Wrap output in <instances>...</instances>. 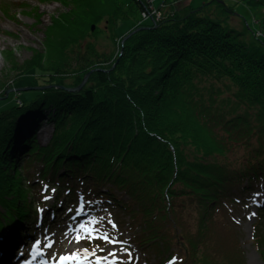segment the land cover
Returning <instances> with one entry per match:
<instances>
[{"label": "trees", "instance_id": "16d2710c", "mask_svg": "<svg viewBox=\"0 0 264 264\" xmlns=\"http://www.w3.org/2000/svg\"><path fill=\"white\" fill-rule=\"evenodd\" d=\"M41 1L68 9L11 85L51 86L6 97L0 79V238L38 213L46 181L64 203L81 194L107 204L157 264H244L234 225L213 222L222 209L235 222V206L264 179V0H239L261 14L257 31L228 25L226 0H165L156 25L117 53L81 41L99 30L117 38V20L137 18L142 1ZM41 111L54 130L38 147Z\"/></svg>", "mask_w": 264, "mask_h": 264}, {"label": "rangeland", "instance_id": "374dc122", "mask_svg": "<svg viewBox=\"0 0 264 264\" xmlns=\"http://www.w3.org/2000/svg\"><path fill=\"white\" fill-rule=\"evenodd\" d=\"M125 1L126 2H124L123 6L125 9H129L128 2L131 0ZM164 1L165 0H155V3L153 4L155 7H160ZM205 1L207 0H191V3L194 6H200ZM226 1L235 9V14L230 15L228 25L238 28L246 26L250 31L251 29L258 30V21L261 18V14L257 12L256 8L239 0ZM174 5H176V2H174ZM67 9L68 8L64 4L54 1L0 0V79L1 81H7L8 87H13L11 85L13 83L16 84L17 81H15V79L20 76L15 74L19 66L18 64L29 60L36 49L44 51L43 49L48 46L46 36L49 28L53 29L51 26L54 24V17L58 16L60 13L66 12ZM261 11L263 12L262 9ZM137 18L130 17L127 19H118L115 24L117 38L111 36L105 30H102L101 32L99 30L97 35H91L92 37L82 40L81 47L85 49L89 42H96V40H98L97 43L101 49L107 51L112 50L114 53L121 51L122 40L120 38L124 37L127 32L132 31L142 24L141 22L145 19L142 16V10L137 13ZM145 23H153V20L149 19ZM105 25L106 23L102 24L103 27H105ZM93 31L94 30H92V32ZM259 34L261 35V33ZM26 74L19 80H28L29 77ZM20 83L21 85L23 84V82ZM28 86L29 85L17 87ZM40 114L39 119L43 118L44 121L39 127L40 130H37L35 138L33 137L32 140L35 144H38V147H40V144L44 145L43 142H48L50 140L54 130L52 123L48 122V115H46V112L41 111ZM45 127L49 128L48 134L42 132V129ZM24 161L25 157L23 159V164ZM37 169L38 164H36L33 173ZM19 175L20 174H18V176ZM46 183V181H42V186L40 187L45 201L41 215H43L44 211L49 208L48 206L55 203L56 199H58L56 198V189L52 187L45 189L44 185ZM255 186L257 188H254L252 192L244 194V202L241 199L242 205L235 206V222L231 219L232 215H229L223 209L222 215L216 216L213 222V224H215L217 222L223 223L226 221L234 225L240 239V257L244 264H264V213H260V217H258L257 212V203L263 196V194L260 196L259 192L263 191L264 180L257 182V185ZM45 193L49 199H45ZM85 203V201L78 200L77 206H81ZM93 205L99 206H94L96 210L91 214V217H89V221L85 224V227L86 229L98 228L100 230L99 233H88L84 229H80V224L74 226L69 221L71 226H68V223L64 222L59 226H56L54 229L51 228L45 230L43 233H31L21 245L28 247L31 246L33 241L42 240V251L44 253V258H46L43 264H45L46 261L52 263L55 261L60 264V256L64 255L63 252H65V250H71L72 244H76L74 249L64 256H70L72 253L76 252H78L80 256L78 259H68L64 261V264H81V260L84 261V264H95V257L89 256L85 259L83 252L84 249H88L89 252L95 249L97 256H100L101 252H104V254L107 255L111 252H115L118 258L117 264H157L154 254L144 251L133 242L132 237L134 232L127 224H123L122 226L117 225L118 215L111 208L106 209L104 206H101L99 202H96ZM88 207H90V205H88ZM69 213L70 212H68L67 215ZM93 220L95 223H93ZM109 221L114 223L116 227L112 228ZM189 225H191L190 227L192 228L196 227V224L192 222ZM219 225L223 230L233 229V227L228 224ZM22 226L26 227V232L31 229L26 224H22ZM105 231H107L110 239L115 238L117 241H123V243L113 244L103 239L92 238ZM68 236L70 237L67 239ZM77 236L80 237L79 241L77 240ZM12 239L13 237H11L9 241ZM48 244H51V247H48ZM20 246L18 247V244H15L11 248H8L1 264H9L13 256L16 258L17 254L15 250L18 247V251ZM101 249H103V251H101ZM111 259H113V257L109 256V260ZM101 264H108V261H102Z\"/></svg>", "mask_w": 264, "mask_h": 264}, {"label": "bare ground", "instance_id": "6f19581e", "mask_svg": "<svg viewBox=\"0 0 264 264\" xmlns=\"http://www.w3.org/2000/svg\"><path fill=\"white\" fill-rule=\"evenodd\" d=\"M140 1H142V2H145L146 4L144 5V9L142 10V12H144V11H150L151 9H149L150 8V6L151 5H153V8H155L157 11H159L160 13H161V15H160V17L159 18H157L155 15H152V16H148L147 18L146 17H144L143 15V17L145 18V19H143V21L141 22L142 24L140 25V26H146L145 24V21L146 20H148V18H152V19H154L155 20V22L157 23V21L158 20H160L161 18H162V16H163V11H166L171 5H172V3L171 4H168V3H166V1H164L163 2V4L160 6V7H155V5L153 4V3H155V0H140ZM186 3H191V0H184ZM178 2L176 1V4H177ZM167 6V7H165V8H163V6ZM197 7V6H196ZM167 8V9H166ZM144 22V23H143ZM137 27H139V26H137ZM130 32V31H129ZM129 32H127V34L129 33ZM258 32H260V31H258ZM258 32H257V34H258ZM259 35V34H258ZM260 37H262V38H264V35H259ZM122 39H123V37H122ZM121 39V40H122ZM123 46V44H121V48H123L122 47ZM191 59H193L192 57H190ZM194 60V59H193ZM194 61H196V60H194ZM8 96V95H7ZM6 96V97H7ZM17 101H19V103L22 101V100H20L19 98H17ZM43 121H44V119H41V121H40V123L39 124H35L34 125V123H33V125H34V128L36 129V132H37V130L39 131L40 130V126L42 125V123H43ZM48 122H49V120H48ZM30 124H28V123H26V126H29ZM32 125V124H31ZM26 126H25V128H26ZM238 126H239V124L238 123H235L234 125H233V127L234 128H238ZM42 132H46L47 134L49 133V128L48 127H45L44 129H42ZM43 142V141H42ZM49 142V141H48ZM48 142H43L44 144H47ZM260 143V144H259ZM263 143L264 142H262V141H260V142H258V144L260 145V146H262L263 145ZM262 180H264L263 178H262ZM261 181V180H260ZM264 187V186H263ZM255 188H257V187H255ZM253 191V190H252ZM252 191H250V192H252ZM262 194H264V190L263 191H261V192H259V195L261 196ZM56 200H60V199H56ZM100 204H101V206H104V208H109L108 207V205L107 204H105V203H103V202H99ZM90 204H91V202H90ZM50 206H60V207H62V208H70V207H72V204L71 203H68V202H65V203H52ZM94 206H99V205H94ZM29 219H30V221H32L33 223H42V222H46V221H48V220H50V216L49 215H46V214H43V215H37V214H31L29 217H28ZM30 233L28 232V233H26V235L28 236ZM72 236V235H71ZM70 236H68L67 237V239L69 238ZM8 238V237H7ZM1 239V238H0ZM8 239H6V238H2L1 240H0V242H5V241H7ZM67 242V241H66ZM75 245L76 244H72L71 245V250H73L74 249V247H75ZM63 246H65V245H63ZM71 250H65V252H63V254L64 255H66V254H68L69 253V251L71 252ZM107 254H103L102 256H106ZM101 256V257H102ZM13 261H14V257L13 258H11V260H10V262H9V264H12L13 263ZM94 261H95V259H94ZM15 263V262H14Z\"/></svg>", "mask_w": 264, "mask_h": 264}, {"label": "snow or ice", "instance_id": "6c2138e0", "mask_svg": "<svg viewBox=\"0 0 264 264\" xmlns=\"http://www.w3.org/2000/svg\"><path fill=\"white\" fill-rule=\"evenodd\" d=\"M55 191V190H53ZM45 199H49V197H45ZM84 197L83 195H80L79 196V200L80 201H83ZM69 211H72L71 209H69ZM254 215V214H253ZM93 223H95V221L93 220ZM109 223L111 224V227L112 228H115L116 225L114 223H112L111 221H109ZM80 229H84L86 232L88 233H92V232H95V233H99L100 230L98 228H93V229H86L85 225L83 223L80 224ZM92 238H99V239H103V240H106L108 241L109 243H123V241H117L115 238H109V235L107 233V231L103 232L102 234H99L98 236H95V237H92ZM80 237L77 236V240L79 241ZM36 243H39V241H37ZM48 247H51V244H48L47 245ZM99 247V246H97ZM101 251H103V249H101ZM84 252V257L85 259L89 256H93L95 257V264H101L102 261H108V264H117V256H116V253L115 252H111L109 253L108 255L106 256H97L96 255V251L95 249H93L91 252H89L88 249H84L83 250ZM80 256V254L78 252L76 253H72L70 256H63L61 255L60 256V264H64V261L68 260V259H78ZM109 256L113 257V259L109 260ZM54 264H55V261H54ZM81 264H84V261L81 260Z\"/></svg>", "mask_w": 264, "mask_h": 264}, {"label": "water", "instance_id": "95a60500", "mask_svg": "<svg viewBox=\"0 0 264 264\" xmlns=\"http://www.w3.org/2000/svg\"><path fill=\"white\" fill-rule=\"evenodd\" d=\"M153 24L156 25L155 20L153 19ZM96 24H92V30H95ZM145 28H149V26H139L136 27L135 29H133L132 31H130L128 34H126L123 39H122V44L124 45L125 41L135 32L141 30V29H145ZM117 62L114 63V65L112 66V68L116 65ZM100 68H92L90 69L83 77L82 81L76 86V87H67L68 90L70 91H76V90H80L82 89V87L85 85V83L88 81L91 73L95 70H99ZM51 85H46V86H29V87H9L6 89V95L7 96L11 91H15V92H20L22 90H27L29 88H37V89H45L50 87ZM58 87L60 88H66L64 85H58ZM1 97V96H0Z\"/></svg>", "mask_w": 264, "mask_h": 264}, {"label": "built area", "instance_id": "2783aa9c", "mask_svg": "<svg viewBox=\"0 0 264 264\" xmlns=\"http://www.w3.org/2000/svg\"><path fill=\"white\" fill-rule=\"evenodd\" d=\"M149 9H151V10H150V11H144V12H142V15H143L144 17L147 18L148 16H152V15H155L157 18L160 17L161 13H160L159 11H157L155 8H153V5H151ZM259 33L263 34L261 31L258 32V34H259ZM259 35H260V34H259Z\"/></svg>", "mask_w": 264, "mask_h": 264}]
</instances>
